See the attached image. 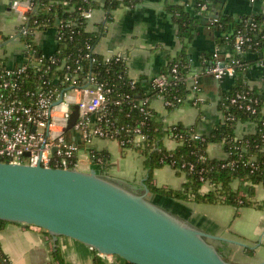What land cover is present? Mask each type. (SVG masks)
I'll return each instance as SVG.
<instances>
[{"label": "trees", "instance_id": "trees-1", "mask_svg": "<svg viewBox=\"0 0 264 264\" xmlns=\"http://www.w3.org/2000/svg\"><path fill=\"white\" fill-rule=\"evenodd\" d=\"M140 1L106 0L104 4H101L97 0H34L35 7L29 12L27 31L25 33L17 31V33L21 41L32 44L33 50L30 52H33L36 58L37 53L43 52H55L58 56L69 55L72 62L79 59L84 65L80 76L90 70L95 71L112 88L106 114L111 120H115L114 126L121 127L116 137L121 139L131 135L130 129L135 127H140L147 136L141 153L144 155V165L148 170L145 182L151 192L187 201L222 202L236 207L251 205L264 209V199L259 201L249 195L241 194L240 189L232 184L239 179L250 181L251 186L259 183L264 185V112L262 110L264 90L248 83L249 61L245 59L248 51H254L261 56L264 54V12L249 11L237 18L227 13L220 14L216 22L210 24L209 15L206 14L210 7L208 0H197L194 6L195 12L188 11L184 5L168 4L166 9L178 25V37L184 43V47L160 72L171 76V68L177 63L180 76L172 78L173 82L160 92L158 88L153 87L152 78L148 82L137 79L132 85L131 77L127 72V60L106 63L103 55L96 51V46L105 34L108 23L113 19L114 9L123 4L135 5ZM99 7H103L105 11L104 19L99 22L96 30H90L87 27L88 20L82 16L81 10ZM203 17L206 18L207 24L213 26L219 33L216 41L220 46L228 45L231 48L239 30L251 36L247 50L243 54L234 53L241 62L236 66V74L232 77L229 88L221 92L219 108L223 111L224 117L208 133L199 132L195 126L179 121L168 125L153 107H150V112L146 114L137 105L143 99L147 97L151 99L159 93L171 102L167 107L169 110L184 103L189 93L185 76L193 66L185 44L192 40ZM49 28H55L57 31V45L54 50L45 51L35 41V33ZM87 52H91L95 61H91V57L86 56ZM213 52L214 49L204 52L198 66L209 65ZM221 52L225 54L222 49ZM2 62L4 60L0 58V63ZM28 72L30 80L27 81V86L34 84L35 87L43 83L45 79L53 84L57 83V77L66 79L67 75V70L64 68H58L57 64L48 67L46 62L40 66L30 64ZM204 74L201 75V80ZM66 83V85L72 84L70 80H66ZM245 91H250V96L258 99V102H252L255 110L247 108L248 99L240 100V102L230 100L235 93ZM127 94L129 97L124 98ZM119 96L123 98V101L119 104L114 103ZM242 121L255 122L256 130L239 137L236 128ZM170 133L176 141L173 148H169L165 142ZM197 133L199 137L195 136ZM83 142L80 141L81 144ZM218 142L223 143L225 150L229 153L227 157L218 158L209 154V145ZM130 145L131 143H128L125 146ZM125 146L122 147L127 148ZM253 155L256 156L255 161L251 160ZM90 157L100 163L102 171L109 165V156L105 150L92 147ZM166 164L172 166L178 174L185 175L186 181L183 188L157 186L153 183L154 170ZM206 181L213 184V188L203 191L202 186ZM7 222L9 221L0 219V230ZM92 249L95 251L93 264H112L104 259L97 249ZM52 255L58 264H72L64 259L61 248L56 242L52 248ZM117 259H119L117 264H134L118 255ZM0 264H11L9 255L2 248L1 242Z\"/></svg>", "mask_w": 264, "mask_h": 264}, {"label": "crops", "instance_id": "crops-1", "mask_svg": "<svg viewBox=\"0 0 264 264\" xmlns=\"http://www.w3.org/2000/svg\"><path fill=\"white\" fill-rule=\"evenodd\" d=\"M97 1L104 4L106 0ZM208 1L210 7L206 14L209 16L227 13L237 18L249 11L264 12V0L254 3L251 0ZM196 2L197 0H141L135 5H120L114 9L113 19L108 23L96 51L102 55L124 52L127 55L129 76L148 82L184 47L178 37V25L166 6L184 5L188 11L195 12ZM104 16L103 7L95 9L88 20V29L96 30ZM201 22L192 40L185 42L186 51L196 66L200 64V57L204 52H210L218 45L216 40L219 33L207 24L205 17ZM18 25L11 0H0V58L10 65L23 60L24 42L17 33ZM35 41L45 51L54 50L57 45L55 28L36 31ZM221 47L222 51L231 52L228 45ZM245 59L249 61L248 83L264 90V54L261 56L254 51H248ZM231 80L232 77L218 80L211 74H204L201 90L197 92L200 99L197 104L186 101L169 110L161 97H153L150 104L164 118L166 124L179 121L195 126L199 132L208 133L224 117L219 108V100L222 90L229 88ZM262 110L264 112V105ZM255 130V122L242 121L238 123L236 133L243 136ZM165 142L170 148L175 146L174 140L170 138H166ZM92 147L107 152L109 165L105 170L102 171L100 163L87 156ZM208 152L218 158L228 155L220 142L211 143ZM78 159L81 170L89 171L95 167L101 173L135 190H144L148 170L144 165V155L138 149L123 148L115 139L94 137L90 143L81 144ZM185 181V175L178 174L169 164L154 170L153 183L157 186L183 188ZM232 184L253 199H264L262 183L251 186L248 182L237 179ZM209 189H212L211 185L204 183L202 190ZM150 194L156 202L172 209L198 227L227 238L228 241H213L227 260L240 262L239 257L252 258L251 261L264 259V209L251 205L236 207L222 202L205 203L168 198L151 191ZM53 241L55 242L53 236L47 230L33 224L9 221L0 230V242L9 255L11 264H55L52 255ZM57 242L66 261L72 264L94 263L95 251L90 245L65 235L59 236Z\"/></svg>", "mask_w": 264, "mask_h": 264}, {"label": "water", "instance_id": "water-1", "mask_svg": "<svg viewBox=\"0 0 264 264\" xmlns=\"http://www.w3.org/2000/svg\"><path fill=\"white\" fill-rule=\"evenodd\" d=\"M79 115L71 112L68 128ZM55 150V148H54ZM29 154V153H27ZM0 219L33 224L134 264H264L227 260L208 232L150 197L77 167L0 161Z\"/></svg>", "mask_w": 264, "mask_h": 264}, {"label": "built area", "instance_id": "built-area-1", "mask_svg": "<svg viewBox=\"0 0 264 264\" xmlns=\"http://www.w3.org/2000/svg\"><path fill=\"white\" fill-rule=\"evenodd\" d=\"M255 1L251 0L252 3ZM11 7L17 14L18 31L25 33L28 29L29 12L35 7L34 0H11ZM94 10V8H83L81 14L86 20H89L93 16ZM218 16H209L210 24L215 23ZM250 41L251 36L239 30L230 53L222 54V47L217 45L209 65L204 67V65L196 66L193 63L185 76L189 93L184 102L191 101L195 104L200 102L197 92L201 90V75L203 73L211 74L218 80L233 77L236 74V66L241 62L234 56V53L243 54ZM31 50H33L32 44L24 43L25 52H23L22 61L13 65L6 62L0 63V161L29 164L41 162L45 166L79 168L80 141L90 143L94 137L115 139L121 146L131 143L130 146L125 147L135 148L141 152L147 136L140 127L130 129L131 135L129 134V136L121 139L116 137L121 127L114 126L115 120H111L106 114L112 88L99 77L97 72L90 70L80 76L84 65L79 59L73 61L74 65L69 59V55L58 56L55 52L37 53L36 58L32 54L33 52H30ZM86 56L91 57V61H95L91 52H87ZM103 60L106 63L127 60V55L124 52H113L103 55ZM45 62L48 63V67L57 64L58 68L67 70L66 79L57 77V83L53 84L45 79L36 87L34 84L27 86V81L30 80L28 78L29 65L40 66ZM171 73V76L166 73H158L153 76V87L162 92L167 85L173 82L172 78H178L180 70L177 63L171 68ZM66 80H70L72 84L66 85ZM136 80L131 77V84L134 85ZM126 97L129 95L127 94L124 98ZM155 97H161L166 107L171 103L162 93ZM151 99L147 97L137 103L146 114L150 112V107L152 108ZM247 99L249 100L246 103L247 108L255 110L252 102H258V99L250 96V91L237 92L230 97L232 102ZM122 101L123 98L119 96L114 103L119 104ZM76 104L79 115L73 126L68 128L71 112ZM132 133L134 134L132 135ZM195 136L199 137V133ZM167 138L174 140L176 145L172 133ZM227 154L229 153L227 152ZM87 156L91 159L90 149ZM251 160L255 161L256 156L253 155ZM246 182L251 184L250 181ZM205 183H209L213 188V184L210 182L206 181ZM241 194L244 193L241 192ZM98 253L108 262L118 263L117 255L99 251Z\"/></svg>", "mask_w": 264, "mask_h": 264}, {"label": "rangeland", "instance_id": "rangeland-1", "mask_svg": "<svg viewBox=\"0 0 264 264\" xmlns=\"http://www.w3.org/2000/svg\"><path fill=\"white\" fill-rule=\"evenodd\" d=\"M19 26V25H18ZM151 195V194H150ZM28 224V223H27ZM60 236H62V235H60ZM58 238H59V236H58ZM56 242V241H55ZM53 243H54V241H53ZM57 244H58V246H59V242H57ZM241 257H239V261L240 262H249V261H251L252 260V258H241ZM238 259V258H237ZM118 261H119V259H118ZM55 264H57L56 262H55Z\"/></svg>", "mask_w": 264, "mask_h": 264}]
</instances>
